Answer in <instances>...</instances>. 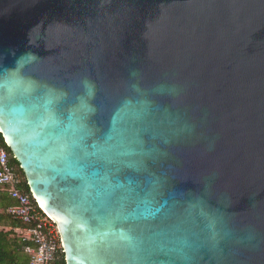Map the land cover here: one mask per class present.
<instances>
[{
	"label": "water",
	"instance_id": "95a60500",
	"mask_svg": "<svg viewBox=\"0 0 264 264\" xmlns=\"http://www.w3.org/2000/svg\"><path fill=\"white\" fill-rule=\"evenodd\" d=\"M0 134L66 264H264V0H0Z\"/></svg>",
	"mask_w": 264,
	"mask_h": 264
},
{
	"label": "built area",
	"instance_id": "2783aa9c",
	"mask_svg": "<svg viewBox=\"0 0 264 264\" xmlns=\"http://www.w3.org/2000/svg\"><path fill=\"white\" fill-rule=\"evenodd\" d=\"M12 159V153L0 142V187L16 201L9 214L23 224L17 231L29 242L25 247L30 256L29 264H52L63 251L57 225L34 197L22 188L25 179L12 164Z\"/></svg>",
	"mask_w": 264,
	"mask_h": 264
},
{
	"label": "trees",
	"instance_id": "16d2710c",
	"mask_svg": "<svg viewBox=\"0 0 264 264\" xmlns=\"http://www.w3.org/2000/svg\"><path fill=\"white\" fill-rule=\"evenodd\" d=\"M0 142L6 146L1 134ZM12 164L25 179L20 164L14 157ZM22 188L30 194L26 179L23 182ZM12 201L9 192L3 187H0V264H29L30 256L25 252V247L29 242L23 235L15 231L16 228L23 227V224L9 214V209L13 206ZM52 264H66L64 251L60 252Z\"/></svg>",
	"mask_w": 264,
	"mask_h": 264
},
{
	"label": "snow or ice",
	"instance_id": "6c2138e0",
	"mask_svg": "<svg viewBox=\"0 0 264 264\" xmlns=\"http://www.w3.org/2000/svg\"><path fill=\"white\" fill-rule=\"evenodd\" d=\"M76 145L74 143H66L62 146V150H67L69 152H72L75 149ZM105 179H107V177H105ZM124 188L123 184H116V185H112L110 182L108 184V187L106 189H104V191L112 198L113 202L115 204H120L121 207H123L122 205V201L126 198L125 196L121 195V196H116V192L119 189ZM129 192L133 191L131 189L128 190ZM117 215H119V212L117 213Z\"/></svg>",
	"mask_w": 264,
	"mask_h": 264
},
{
	"label": "crops",
	"instance_id": "0c3cea01",
	"mask_svg": "<svg viewBox=\"0 0 264 264\" xmlns=\"http://www.w3.org/2000/svg\"><path fill=\"white\" fill-rule=\"evenodd\" d=\"M12 200H13V201H12V202H13V205H15L16 201H15L14 199H12ZM21 228H22V227H20V228H16L15 231L18 233L17 230H18V229H21Z\"/></svg>",
	"mask_w": 264,
	"mask_h": 264
}]
</instances>
